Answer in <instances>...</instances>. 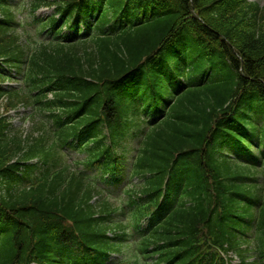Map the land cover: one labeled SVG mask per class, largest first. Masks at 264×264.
I'll return each mask as SVG.
<instances>
[{
  "label": "trees",
  "instance_id": "obj_1",
  "mask_svg": "<svg viewBox=\"0 0 264 264\" xmlns=\"http://www.w3.org/2000/svg\"><path fill=\"white\" fill-rule=\"evenodd\" d=\"M52 1L55 4L63 3L64 7L73 0ZM96 1L98 0H85L90 5ZM131 1L148 6L154 14L159 15L158 19L123 39L102 42L97 54L87 52L84 56L75 47L67 50L68 56H64V50L58 48H49L50 51L48 48L36 49L30 57L31 69L33 75L38 74L41 78V82L39 79L35 80L38 88L48 87L51 81L62 79V92L67 90L64 95L79 100L75 102L78 104L77 111L97 116L108 99L109 90L119 92L127 84L134 82V79L146 87L150 78L154 80L152 76L155 67L163 59L169 58L168 41L162 44L164 54L147 68L140 72L129 71L130 76L123 83L117 84L114 78L136 67L168 34L172 36L176 26L189 17L191 9L199 12L202 10L207 14L210 27L207 29L197 24L204 33L192 42L188 52L191 58H200L204 64L213 66L216 79L211 80L206 89L190 91L178 99L169 119L151 134L148 142V146L156 143L164 146V156H152L153 161L147 166L157 175L163 172L176 154L177 163L181 165L176 169L187 170L190 197L195 201L194 208L188 214L192 219L191 223L167 227L160 232L162 236L166 235L168 245L179 250L182 245L176 242L194 231L196 223L212 216V223L225 228L228 220L232 204L230 195L233 193L230 181L239 173L241 166L230 164L225 158L218 159L216 150L223 141L222 134L233 133L232 119L240 118L239 113L246 112L249 106H260L264 111V32H257V23L259 20L264 21V15L259 19L257 12L249 7L240 4L236 6V0H222L223 4L220 6H216L214 0L209 9L204 6L206 0ZM117 2L118 0L108 2L115 14L120 11L119 6L113 7ZM43 3L44 0H34V6ZM236 8L237 12H234ZM228 11L234 13V16L226 19ZM1 32H5L4 27H0V56L10 55L16 40L7 39ZM226 38L231 41V46L226 43ZM210 44L216 47H209ZM234 49L238 55H235ZM174 66L181 68L179 63H174ZM93 93L96 95L91 97ZM62 103V99H56L53 103H47L46 108L69 112ZM35 130L39 131L40 127ZM46 138L48 136L44 137V141ZM41 143L42 141L22 143L12 140L11 145L7 146L6 141L0 142V169L13 158L34 155L40 150ZM144 161H149L147 152ZM144 166L146 164L141 165ZM1 177L7 180L10 175L4 173ZM76 187L72 194L61 193L59 186H52L51 190L48 185L38 187L21 200L8 204L14 212L17 229L12 244L15 254L22 258L21 261L25 262L26 259L39 255L37 243H45L48 239L45 236L42 238L39 233L43 230L52 231L56 227L57 233L61 227V223L57 226L44 221V228L40 225L31 228V219L43 216L45 210H59L71 216L82 185L78 184ZM48 193L51 198L45 197ZM35 235L37 236L33 239L32 246L30 240Z\"/></svg>",
  "mask_w": 264,
  "mask_h": 264
}]
</instances>
